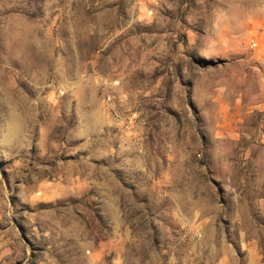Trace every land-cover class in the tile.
<instances>
[{
    "label": "rangeland",
    "instance_id": "rangeland-1",
    "mask_svg": "<svg viewBox=\"0 0 264 264\" xmlns=\"http://www.w3.org/2000/svg\"><path fill=\"white\" fill-rule=\"evenodd\" d=\"M0 264H264V0H0Z\"/></svg>",
    "mask_w": 264,
    "mask_h": 264
}]
</instances>
